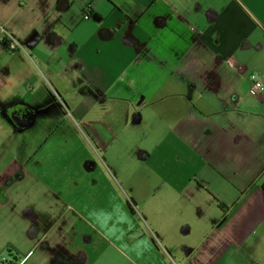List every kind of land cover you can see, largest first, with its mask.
Listing matches in <instances>:
<instances>
[{"label": "crops", "instance_id": "0c3cea01", "mask_svg": "<svg viewBox=\"0 0 264 264\" xmlns=\"http://www.w3.org/2000/svg\"><path fill=\"white\" fill-rule=\"evenodd\" d=\"M0 25L35 36L0 52V259L264 264V0H0Z\"/></svg>", "mask_w": 264, "mask_h": 264}, {"label": "built area", "instance_id": "2783aa9c", "mask_svg": "<svg viewBox=\"0 0 264 264\" xmlns=\"http://www.w3.org/2000/svg\"><path fill=\"white\" fill-rule=\"evenodd\" d=\"M89 9L85 8L83 12V18H87ZM15 50H20L26 53V46L23 41L14 37L6 28L0 25V52H13ZM237 70L238 68L235 67ZM250 83L252 87L259 91L263 84V78L261 76L251 74L249 76ZM0 264H16V261L10 255L3 256L0 259Z\"/></svg>", "mask_w": 264, "mask_h": 264}, {"label": "water", "instance_id": "95a60500", "mask_svg": "<svg viewBox=\"0 0 264 264\" xmlns=\"http://www.w3.org/2000/svg\"><path fill=\"white\" fill-rule=\"evenodd\" d=\"M34 40H35V36L31 35L28 39L24 41V44L30 46L34 42Z\"/></svg>", "mask_w": 264, "mask_h": 264}, {"label": "trees", "instance_id": "16d2710c", "mask_svg": "<svg viewBox=\"0 0 264 264\" xmlns=\"http://www.w3.org/2000/svg\"><path fill=\"white\" fill-rule=\"evenodd\" d=\"M127 205H128V207L130 208V210H132V209H131V204H130L129 202H127Z\"/></svg>", "mask_w": 264, "mask_h": 264}, {"label": "rangeland", "instance_id": "374dc122", "mask_svg": "<svg viewBox=\"0 0 264 264\" xmlns=\"http://www.w3.org/2000/svg\"><path fill=\"white\" fill-rule=\"evenodd\" d=\"M3 256H7V254L5 253Z\"/></svg>", "mask_w": 264, "mask_h": 264}]
</instances>
